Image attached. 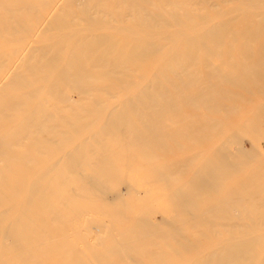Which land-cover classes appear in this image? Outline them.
<instances>
[{
  "label": "bare ground",
  "instance_id": "1",
  "mask_svg": "<svg viewBox=\"0 0 264 264\" xmlns=\"http://www.w3.org/2000/svg\"><path fill=\"white\" fill-rule=\"evenodd\" d=\"M0 264H264V0H0Z\"/></svg>",
  "mask_w": 264,
  "mask_h": 264
}]
</instances>
